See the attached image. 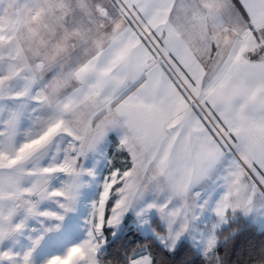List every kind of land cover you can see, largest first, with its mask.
Returning <instances> with one entry per match:
<instances>
[{
	"label": "snow or ice",
	"instance_id": "1",
	"mask_svg": "<svg viewBox=\"0 0 264 264\" xmlns=\"http://www.w3.org/2000/svg\"><path fill=\"white\" fill-rule=\"evenodd\" d=\"M117 127L127 158L88 239L46 264H97L104 227L150 189L168 193L148 208L170 236L214 177L221 218L264 200V0H0V243L23 232L17 216L62 220L41 204L72 210L93 174L81 157ZM0 264H33L32 249Z\"/></svg>",
	"mask_w": 264,
	"mask_h": 264
},
{
	"label": "rangeland",
	"instance_id": "2",
	"mask_svg": "<svg viewBox=\"0 0 264 264\" xmlns=\"http://www.w3.org/2000/svg\"><path fill=\"white\" fill-rule=\"evenodd\" d=\"M118 130V127L109 129L96 148L81 157L82 168L85 172L90 170L93 174L91 176L85 174L82 177L83 186L71 211L64 213L55 202L51 201L41 204V206L47 207V210H51L53 207L60 210L63 215L62 230L60 235L58 232L55 233L54 218L42 217L40 231L33 233L32 236L30 235L28 242H25V251L32 249L33 264H46L52 256L63 255L71 247L77 246L88 239L91 228L89 221L92 216V207L103 191L104 181L112 171L122 168L123 162L127 158V153L120 150L119 142L115 141L113 137H109L110 133L117 135ZM116 164L119 166L115 167ZM59 179L57 181L59 185L56 184L53 187H59L64 178L60 177ZM224 191L225 189L220 181L216 180L215 177L202 185L194 187L190 195V203L192 204L190 213L187 217L177 218L171 232L174 236L176 232L180 231L182 225L186 224L187 227L175 238L169 235L168 222L160 215L159 211L156 208H148L149 204L164 203L167 200L168 193L151 189L143 197L133 201L128 210L121 216L117 225H106L105 227L110 228V238L122 233L125 227L136 228L142 235L154 237L163 247L169 250H173L180 241H186L197 252L210 258L213 256L214 249L218 244L216 232L231 220L242 217L257 228L264 229V200H257L253 210L248 213L240 210L235 212L229 210L223 218L218 216L215 208ZM178 204V201L173 202L175 206H178ZM173 205H170V207ZM30 220L34 222V218ZM154 220L163 230L162 233H159L153 225ZM38 237L41 238L40 243L33 246V241ZM101 240L102 242L96 252L97 264H100L98 257L108 244L104 231ZM212 241H214V244L210 247ZM143 256L148 255L143 254L139 257Z\"/></svg>",
	"mask_w": 264,
	"mask_h": 264
},
{
	"label": "trees",
	"instance_id": "3",
	"mask_svg": "<svg viewBox=\"0 0 264 264\" xmlns=\"http://www.w3.org/2000/svg\"><path fill=\"white\" fill-rule=\"evenodd\" d=\"M153 225L159 233L163 232L156 220ZM103 231L108 244L98 257L100 264H130L143 254L151 257V264H264V229L242 217L216 232L218 244L210 258L186 241H180L173 250L166 249L154 237L144 236L133 227H125L112 238L110 228L104 227Z\"/></svg>",
	"mask_w": 264,
	"mask_h": 264
},
{
	"label": "crops",
	"instance_id": "4",
	"mask_svg": "<svg viewBox=\"0 0 264 264\" xmlns=\"http://www.w3.org/2000/svg\"><path fill=\"white\" fill-rule=\"evenodd\" d=\"M118 132L117 135L115 133H110L109 137H113L115 139V141L117 140L120 144V139L122 137V135L124 134V129L119 128L118 127ZM60 179H55L52 181V185L58 184L57 181H59ZM59 185V184H58ZM41 210H47V207L44 206H40ZM52 211H57L58 213H60L62 215V213L60 212V210L56 209L55 207L51 208ZM31 218H27L25 219L22 215L17 216L15 219V222H23L25 227L23 229V232L21 234L15 235L13 237H10L6 240H4L2 243H0V250H7V249H11L13 252L19 253L21 254V256L23 255V253L25 252V242H28V237H30V235L32 236L33 233H38V231H40L41 225H40V221L43 219L42 217H36L34 218V222H32V220H30ZM30 220V221H29ZM53 225L55 228V233H59V235L61 234V230H62V220H53ZM54 233V234H55ZM13 240V241H12ZM131 264V263H130Z\"/></svg>",
	"mask_w": 264,
	"mask_h": 264
}]
</instances>
